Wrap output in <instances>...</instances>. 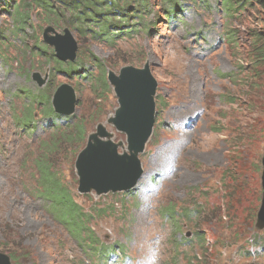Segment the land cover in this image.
<instances>
[{"label": "rangeland", "instance_id": "obj_1", "mask_svg": "<svg viewBox=\"0 0 264 264\" xmlns=\"http://www.w3.org/2000/svg\"><path fill=\"white\" fill-rule=\"evenodd\" d=\"M21 1L0 0V252H10L12 264H95L36 193V144L48 142L47 133L55 131L43 112L46 106L34 102V126L23 121L32 102L28 91L51 83L45 94L52 106L54 91L67 82L79 97L74 120H84L87 134L83 140L71 133L69 139L62 137L53 158L71 195L95 214L91 224L95 233L118 249L125 247V254L117 250L109 264H264V229H255L263 194L264 4L179 0L181 14L168 18L160 0H148L141 22L132 15L137 7L131 2L124 6L130 15L123 23L135 32L112 44L94 38L95 28L83 32L78 23L66 22L68 17L50 19L39 7L32 8L25 32L16 31L12 5ZM48 26L54 29L47 32L53 37L65 36L68 30L78 42L77 59L87 60L92 52L107 63V71L119 73L125 65L144 67L150 62L157 80L155 125L139 155L144 173L132 190L78 192L75 164L88 135L105 124L113 140L122 142L120 153L127 150V138L107 121L119 107L113 88L100 100L81 77L54 70V61L49 60L54 46L44 41ZM40 45L52 48L49 54ZM35 72L48 75L44 86L34 80ZM66 118L55 120L74 125L71 116ZM246 133L250 141L242 147L250 153L240 166L246 204L233 224L224 216L226 199L219 196L229 180L221 187L219 176L228 163L237 162L238 137ZM172 204L178 210L195 207L202 218L199 213L195 221L179 218L182 224L176 227L164 214ZM98 208L106 213L97 215ZM219 216L225 223L215 222ZM197 223L204 233L202 244L194 235ZM192 237L195 240L190 241Z\"/></svg>", "mask_w": 264, "mask_h": 264}, {"label": "trees", "instance_id": "obj_2", "mask_svg": "<svg viewBox=\"0 0 264 264\" xmlns=\"http://www.w3.org/2000/svg\"><path fill=\"white\" fill-rule=\"evenodd\" d=\"M257 1L264 4V0ZM131 2L137 7V9L132 10V15L139 17L141 22H145L144 15L148 12V0H31L30 2H28V0H22L21 4L19 3L15 6L12 5V16L17 23L15 30L25 32L27 26L30 24L32 8L39 7L47 13V16H50V19H53V16H57V18L61 17L63 20L66 16L68 17L66 22H71L72 24L78 23L83 28V32L92 31V28H95L93 30L94 33L92 34L94 38L108 40L112 44H115L121 37L131 35L135 32V29L132 27L130 29H125L123 23L125 19L127 20V16L130 15L126 13L128 7L124 11V6ZM159 2L161 7H163L166 17L177 18L179 14H181L178 10L180 7L179 0H160ZM243 2L244 1L242 0L241 5L251 3V1L248 0H246L245 3ZM54 3L58 4V6H54ZM118 3H122V5L119 7V5H117ZM255 37L257 40L261 39L257 35ZM40 46L42 48L41 50L45 51L47 54H49L48 52L52 49L48 47V45ZM50 58L54 61L55 71L73 72L78 77H81L86 83L91 84L89 92H92L94 95L96 94V98L103 100L105 95L111 92L112 86L107 80V63H103L101 59L95 54H92V52L89 59L85 60L79 57L80 59L78 58L72 63L60 61L59 58L57 59L55 57V50L50 52L49 60ZM109 64L110 66L112 65L110 62ZM48 83V86L46 85L47 87L44 89H38L37 92H27L28 97L32 102H30L31 107L28 109L29 115L25 118L26 120H23L27 123V127L33 125L34 113L32 107L34 106V102L36 105L44 104L46 107L43 112L47 117H50L49 120L51 121H48L49 128L52 127L51 129L55 130L47 133L49 134L47 136H50L48 142L42 143L41 141L36 144V193L49 204V207L62 222V225L72 234V237L79 240L81 245H84L88 258L91 261H94L95 264H109L112 255L116 254L117 250H120L122 254H125V247L119 245L118 249L117 245L108 244L102 241L98 234L95 233V230L91 225L92 220L95 218V214L85 209L84 206H82L75 197L71 195L56 171V162L53 158L54 151L62 147V137L66 136V138L69 139V134L71 133L74 134L77 139L83 140L85 138V135L87 134L85 122L80 118L74 120L75 115L71 116L70 119L72 120L73 118L75 122L74 125L73 122H64L63 124H58L56 122L55 119H60L61 116L55 113L54 109L49 104V95L45 94L46 90L50 89L49 87H53L51 83ZM68 125H72L71 129L69 128V130H65L64 126ZM59 136L61 138H59ZM238 140L239 147L236 151L238 155L235 157L237 162L235 163L232 161V163H228L227 167L222 168L219 176L222 184L221 187L227 180H229L228 185L224 187L226 188L225 193L220 192L219 196L221 195V199L225 197V210H228V213L224 216L228 217V219H232L234 221L233 224H235V219L240 215L239 212L242 210L243 205L246 204L245 187L241 183V180L245 177L240 173L242 170L240 166L241 162H243L250 153L247 152V146L245 148L242 147L250 141L249 134L246 133L239 135ZM95 213L101 215L106 212L102 208H98ZM164 214L166 218L172 220L176 227H179L180 224H182L181 220V222L178 221L179 218H186V221H195V215L199 216L198 219L202 218L201 211L195 207L191 209L185 206L182 207L181 210H178L177 206L175 207L173 204L165 207ZM215 222H217V224H220V222L225 223L220 216L215 219ZM195 232V239H200V244H202V241L205 239L203 237L204 233L200 234L202 232L200 223L196 224ZM195 239L192 237L190 241ZM188 241L189 240H186L185 243L189 244ZM8 253L11 258L14 259V256L10 252Z\"/></svg>", "mask_w": 264, "mask_h": 264}, {"label": "water", "instance_id": "obj_3", "mask_svg": "<svg viewBox=\"0 0 264 264\" xmlns=\"http://www.w3.org/2000/svg\"><path fill=\"white\" fill-rule=\"evenodd\" d=\"M47 28L44 41L54 46L59 60H77L78 42L71 38L69 31L66 30L65 36L53 37L47 32L54 29L51 26ZM33 78L42 87L47 83L48 75L42 77L39 72H35ZM107 79L119 103L115 114L107 121L126 134L127 150L120 153L118 148L122 142H115L113 133L108 131L105 124L100 123L97 130L88 135L87 145L80 151L76 160L78 192L82 194L95 191L97 195H101L130 191L134 188L144 173L139 155L145 151L154 130L157 80L151 72L150 62L144 67L125 65L119 73L109 70ZM76 93L77 90L70 83L60 84L52 98L55 113L65 118L73 116L79 102ZM261 165L263 194L255 222L257 231L264 229V151ZM0 264H12L11 256L0 252Z\"/></svg>", "mask_w": 264, "mask_h": 264}, {"label": "bare ground", "instance_id": "obj_4", "mask_svg": "<svg viewBox=\"0 0 264 264\" xmlns=\"http://www.w3.org/2000/svg\"><path fill=\"white\" fill-rule=\"evenodd\" d=\"M55 57L58 59V57L56 56V54H55ZM71 62H75V60H73V61H71ZM151 67V66H150ZM33 77H34V74H33ZM68 117V116H67ZM262 175V174H261ZM139 182V181H138ZM138 182H137V184H138ZM133 189V187L130 189V190H132Z\"/></svg>", "mask_w": 264, "mask_h": 264}]
</instances>
